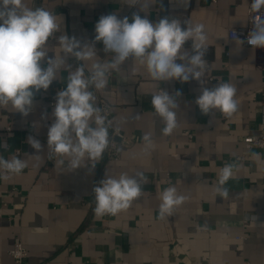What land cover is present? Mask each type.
<instances>
[{
  "label": "crops",
  "instance_id": "obj_1",
  "mask_svg": "<svg viewBox=\"0 0 264 264\" xmlns=\"http://www.w3.org/2000/svg\"><path fill=\"white\" fill-rule=\"evenodd\" d=\"M248 2L24 0L27 7L57 17L60 29L45 48L50 56L62 55L58 40L64 34L92 43L102 15L127 16L131 22L139 13L152 22L168 17L182 26L185 20L204 24L206 68L201 82L157 81L129 57L110 73L106 88L91 89L97 106L109 108V133H116L119 158L107 160L105 150L100 160L85 158L75 170L68 157L52 155L47 147L54 120L48 99L66 87L69 66L73 71L83 66L87 76L92 63L112 59L102 42L95 43L93 60L69 56L57 80L36 94L27 117L11 105L0 106V156L27 164L8 179L0 170V264H13L9 251L16 242L27 253L23 264H264V149L246 150L243 143L247 135L264 134V48L228 35L229 27L246 24ZM191 43L184 46L189 53ZM220 83L232 84L240 101L230 117L218 109L205 115L196 104L202 88ZM158 89L177 103V127L170 135L162 133V118L151 105ZM30 136L41 142L40 152L28 143ZM225 164L233 165V175L220 184ZM138 173L146 177L142 195L116 215L98 216L94 187L106 176ZM170 186L186 199L161 218L160 194Z\"/></svg>",
  "mask_w": 264,
  "mask_h": 264
},
{
  "label": "clouds",
  "instance_id": "obj_2",
  "mask_svg": "<svg viewBox=\"0 0 264 264\" xmlns=\"http://www.w3.org/2000/svg\"><path fill=\"white\" fill-rule=\"evenodd\" d=\"M183 3L187 6L189 0H183ZM262 9L264 0H252L251 12L259 13ZM59 29L57 17L44 8H29L24 0H0V106L11 105L22 117H27L32 111L36 94L46 92L57 80V73L69 56L78 61L93 60L97 54L96 42H102L105 53L114 54L108 62L92 63L87 76L83 66L74 71L69 66L66 69V87L56 93L47 147L52 155L68 157L71 170L83 166L85 158L100 160L108 147L111 122L104 110L97 106L91 89L99 91L106 88L110 73L119 71L120 65L129 57L144 64L149 76L157 81L179 80L185 83L195 79L201 82L206 68L207 35L202 23L191 24L185 20L182 26L179 19L168 17L152 22L139 13H133L131 22L127 16L102 15L95 24L92 43H82L81 39L67 34L59 37L62 55L57 58L50 56L45 48ZM188 41L192 42L191 53L184 47ZM239 42L243 43L242 40ZM247 43L253 48H264V18L254 23ZM175 95L180 96L181 93L177 91ZM173 97L161 90L151 99L155 114L162 118L164 135H170L177 127L173 111L177 103ZM239 103L236 88L230 83H220L211 89L202 88L196 99L203 114L218 109L226 117L237 111ZM91 122H94V127ZM143 139L148 147L152 146L149 135L145 134ZM28 143L36 152L42 150L38 139L30 136ZM26 167V162L17 156L11 159L0 156V170L5 173L3 179H8V174L19 175ZM232 175L233 165L225 164L220 184ZM142 182L146 183L143 173L135 176L121 174L119 178L106 176L94 187L95 213L98 216L116 215L126 210L142 195ZM160 199V216L163 218L181 205L186 197L178 195L176 188L170 186L163 190Z\"/></svg>",
  "mask_w": 264,
  "mask_h": 264
},
{
  "label": "built area",
  "instance_id": "obj_3",
  "mask_svg": "<svg viewBox=\"0 0 264 264\" xmlns=\"http://www.w3.org/2000/svg\"><path fill=\"white\" fill-rule=\"evenodd\" d=\"M218 0H211V2L216 3ZM252 0H249L246 8V24L241 27H229L228 35L231 38L239 39L243 41V44L247 47H252L247 43V37L249 33L254 28V23L261 18H264V9L259 13L250 11V4ZM253 48V47H252ZM163 89H158L156 94H159ZM56 94L51 95L48 99V105L53 109L55 104ZM99 107L104 110V114H109V108L106 104L101 103ZM54 119V117H53ZM109 121V120H108ZM94 123V122H92ZM116 133L114 130H111L109 133V145L106 148V159L107 160H117L119 158V144L115 140ZM243 143L246 150L252 148L264 149V134L260 133L258 135H247L243 138ZM253 218V217H252ZM10 257L13 261V264H23L26 259L27 253L21 242H16L13 244L12 248L9 251Z\"/></svg>",
  "mask_w": 264,
  "mask_h": 264
}]
</instances>
